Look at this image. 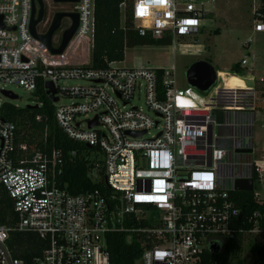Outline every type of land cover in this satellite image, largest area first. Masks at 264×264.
Segmentation results:
<instances>
[{"label": "built area", "instance_id": "1", "mask_svg": "<svg viewBox=\"0 0 264 264\" xmlns=\"http://www.w3.org/2000/svg\"><path fill=\"white\" fill-rule=\"evenodd\" d=\"M41 1L47 16L36 25L38 35L47 32L55 13L77 14L76 31L62 54H52L30 33L32 0H0V96L9 85L34 93L39 85L46 91L45 83H51L56 124L68 138L102 155L97 160L91 153L89 159L95 161L93 171L103 170L109 192L68 193L60 182L66 163L62 151H35L18 144L14 124L0 118V185L15 216L10 224L0 223V264H110L106 236L111 233L125 234L127 243L141 245L135 264H203L205 250L219 242L249 236L263 242L264 144L258 154L254 78L245 104L230 108L211 93L214 87L206 94L194 89L197 103L182 98L174 66L123 68L113 62L93 68L94 0H51L67 9L50 14ZM214 3L132 0L127 8L123 2L121 25L125 27L127 9L130 28L138 36L169 43L174 53L176 45L193 47L182 40L193 41L201 34ZM34 6L36 19V1ZM65 19L69 25L57 39L52 37L54 49L72 25ZM253 31L263 32L264 23L257 21ZM66 80L86 85L61 86ZM139 93L144 94L147 112L131 105ZM60 98L75 101L59 105ZM213 111L223 113L222 123L216 122ZM94 119L96 126L89 128ZM236 180L252 182L251 191L240 193L251 194L258 207L245 214L233 196L239 193ZM13 233H34L45 247L39 256L18 258L10 246Z\"/></svg>", "mask_w": 264, "mask_h": 264}, {"label": "trees", "instance_id": "2", "mask_svg": "<svg viewBox=\"0 0 264 264\" xmlns=\"http://www.w3.org/2000/svg\"><path fill=\"white\" fill-rule=\"evenodd\" d=\"M126 3L127 8L132 0H94V35L91 50V66L93 68H106L109 63H119L124 60L125 49L135 46H168L169 43L154 41L148 37H140L130 28V16L126 9L124 24L121 25L119 5ZM257 21L264 23V0L254 11ZM231 73L243 76L244 71L235 64ZM40 107H16L11 103H3L0 107V118L14 124L16 129V142L25 144L31 150L50 152L52 149L62 151L65 159L61 185L71 195H80L95 189L109 192L104 187L103 170L96 169L94 160L89 159L96 148H88L85 144L76 142L66 136L58 127L54 119V105L48 99L43 85L35 91ZM37 117L40 120H37ZM74 152L75 156L70 157ZM97 174L99 180L92 178ZM236 205L242 213H247L258 206L252 202L249 193H233ZM15 220L12 201L8 198L0 185V223L10 224ZM14 254L18 258L30 259L39 256L45 247V242L34 233H13ZM107 252L110 264H135L139 258L142 247L139 243L126 242L122 233H111L106 236ZM219 251L205 250L203 264H242L240 255L242 245L240 240L219 242ZM250 264H264V241L252 244L249 247Z\"/></svg>", "mask_w": 264, "mask_h": 264}, {"label": "rangeland", "instance_id": "3", "mask_svg": "<svg viewBox=\"0 0 264 264\" xmlns=\"http://www.w3.org/2000/svg\"><path fill=\"white\" fill-rule=\"evenodd\" d=\"M47 14L51 12L67 9L65 4H55L51 0H43ZM260 6V0H215L213 11L203 22L201 34L191 41L183 39L193 45L190 48L175 46L174 53L172 47L168 46H135L125 49L124 60L116 64L123 68H170L174 66L175 87L179 95L190 101L197 103L196 91L188 86L185 78V72L188 67L198 60L208 61L218 73L217 84L211 93L220 98L226 107L239 108L245 104L244 99L251 96V81L254 78V91L256 112L254 120V143L258 154L264 144V82L258 80L264 78V31L254 32V24L257 18L254 17V11ZM124 14L121 13V21ZM69 25L67 19L61 22V28L55 33V39ZM41 31V25L37 28ZM53 45L56 46V42ZM79 50V45L77 47ZM245 59L247 64L240 66V62ZM238 64L244 71V75L231 73L232 67ZM61 86L75 87L85 86L86 83L77 80H66L60 82ZM17 97L10 100L0 96V103H11L14 106L23 108L26 106H35L38 102L35 92H28L21 87L9 85L5 88ZM209 91L202 93L206 94ZM211 95V94H210ZM201 97L203 102L209 99ZM73 100L60 98L59 105H68ZM132 106H136L147 112L145 98L143 93L136 95L132 101ZM152 115L151 112H149ZM91 118L92 115H89ZM151 131L150 134H155ZM93 157L101 160L100 153H92ZM95 180V177L92 176ZM241 242L242 253L240 260L242 264H250L251 256L249 247L252 244L262 242L261 237L249 236Z\"/></svg>", "mask_w": 264, "mask_h": 264}, {"label": "water", "instance_id": "4", "mask_svg": "<svg viewBox=\"0 0 264 264\" xmlns=\"http://www.w3.org/2000/svg\"><path fill=\"white\" fill-rule=\"evenodd\" d=\"M35 1L38 3L39 6V11L36 19H34ZM53 1L55 3H65V2H76L77 0H53ZM43 13H44V8L42 1L32 0L31 19L29 24L30 33L33 37H35L40 42H42L50 50L52 54H56V55L62 54L76 31L78 25V16L77 14L74 13H55L47 32L43 35H38L36 33V25L42 20ZM65 18H69L72 21V25L70 28H68L62 33L60 45L58 48L54 49L51 47L52 37L59 30L61 21ZM185 78L189 87L197 90L198 92L205 93L216 85L218 76H217V71L208 61L198 60L188 67V69L185 72ZM45 88H46L45 94L47 95L48 99L52 103H55L57 101V98L55 97L56 91L53 85L47 82L45 83ZM2 94L10 100L17 99V97L9 91H2ZM28 107L36 108V106H28ZM213 115L215 116L216 122L218 124L222 123L223 121L222 112L213 111ZM94 126H96L95 119L89 123V128ZM86 146L90 148V146L88 145ZM234 189L239 192L251 191L252 182L251 180H236L234 183ZM209 250L215 252L218 250V247L212 245L209 247Z\"/></svg>", "mask_w": 264, "mask_h": 264}, {"label": "flooded vegetation", "instance_id": "5", "mask_svg": "<svg viewBox=\"0 0 264 264\" xmlns=\"http://www.w3.org/2000/svg\"><path fill=\"white\" fill-rule=\"evenodd\" d=\"M47 15H46V12L44 11V13H43V17H42V20L46 17ZM41 20V21H42Z\"/></svg>", "mask_w": 264, "mask_h": 264}, {"label": "bare ground", "instance_id": "6", "mask_svg": "<svg viewBox=\"0 0 264 264\" xmlns=\"http://www.w3.org/2000/svg\"><path fill=\"white\" fill-rule=\"evenodd\" d=\"M217 76H218V73H217Z\"/></svg>", "mask_w": 264, "mask_h": 264}, {"label": "crops", "instance_id": "7", "mask_svg": "<svg viewBox=\"0 0 264 264\" xmlns=\"http://www.w3.org/2000/svg\"><path fill=\"white\" fill-rule=\"evenodd\" d=\"M115 64H117V63H115Z\"/></svg>", "mask_w": 264, "mask_h": 264}]
</instances>
